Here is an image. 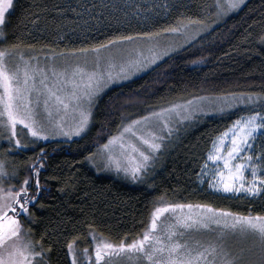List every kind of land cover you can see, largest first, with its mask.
Here are the masks:
<instances>
[{
	"label": "snow or ice",
	"instance_id": "snow-or-ice-1",
	"mask_svg": "<svg viewBox=\"0 0 264 264\" xmlns=\"http://www.w3.org/2000/svg\"><path fill=\"white\" fill-rule=\"evenodd\" d=\"M17 3L0 0V141L7 145H0V264H49L51 246L46 248L44 236L35 240L31 228H25L26 223L36 222L31 208L47 190L41 186L40 172L48 154L40 147L22 179L15 166L9 171L7 158L35 151L42 141L87 135L93 110L109 85L157 65L182 47L172 40L161 44V33L182 35L189 43L211 25L179 16L174 25L160 31L119 35L90 47L52 49L42 53L41 60V54L25 55L19 44L6 43L8 17ZM246 6V0H213L212 23ZM79 7L80 12L71 5L64 11L82 18L89 9L84 4ZM133 10L138 15L141 6L133 5ZM30 16L35 17L33 24L39 19L23 9L22 19ZM194 25L198 27L191 32ZM206 99L194 97L146 110L135 119L123 117L116 133L97 143L84 160L98 172L114 171L143 182L163 142L179 130L176 125L197 111L204 112ZM219 102L222 106L211 110L223 113L243 105L244 114L212 139L198 179L217 193L264 195V91L229 93ZM71 179L65 180L64 187L70 186ZM66 248L70 264H264V214L244 215L207 203L168 202L160 197L141 232L111 239L89 224L83 237H73Z\"/></svg>",
	"mask_w": 264,
	"mask_h": 264
},
{
	"label": "trees",
	"instance_id": "trees-1",
	"mask_svg": "<svg viewBox=\"0 0 264 264\" xmlns=\"http://www.w3.org/2000/svg\"><path fill=\"white\" fill-rule=\"evenodd\" d=\"M132 1L18 0L8 17L6 43H17L25 55L41 54V58L42 53L52 49L60 52L90 47L119 35L160 31L174 25L179 16L204 19L212 12L213 4V0H166L161 5L171 7L139 5L141 12L137 15ZM80 4L89 9L87 12L97 7L98 27L82 28L81 20L87 12L81 18L64 11L71 5L80 12ZM246 4L143 75L107 91L98 102L87 135L81 139L40 143L35 151L29 149L8 157L9 171L15 166L22 179L40 147L48 154L40 172L41 186L47 190L31 208L36 222L26 223L25 228H31L35 240L45 237V247L51 246L49 264H70L66 244L73 237L82 238L89 224L111 239L141 232L160 197L168 202L207 203L244 215L264 214V195L257 199L230 198L207 192L198 184L200 165L212 139L244 114L243 105L199 121L181 134L171 149L160 154L143 182L97 175L84 160L89 151H95L97 143H105L110 134L116 133L123 117L135 119L145 115L146 110L194 97L222 98L229 93L264 91V0H249ZM23 9L39 17L35 24L31 22L35 17L22 19ZM69 177L70 186L64 187Z\"/></svg>",
	"mask_w": 264,
	"mask_h": 264
},
{
	"label": "rangeland",
	"instance_id": "rangeland-1",
	"mask_svg": "<svg viewBox=\"0 0 264 264\" xmlns=\"http://www.w3.org/2000/svg\"><path fill=\"white\" fill-rule=\"evenodd\" d=\"M249 0H246V3L248 2ZM163 2H166V0H133L132 3L135 4V5H151L153 6L154 4H158V5H161V3ZM96 10H97V7L96 8H93V10H91L90 12H87V15L85 17H83V19L81 21H87V24L85 25L84 23L80 25H82V28L83 27H90V26H93V29L98 27L97 26V20H95V13H96ZM215 11L214 8H212V12H210L208 15H206V17L202 20H205V23L206 24H210V28L207 30V31H202L199 33V35H196L194 37V39H192L189 43H185L184 41V37L182 35H178V34H173V33H161V44H165L167 43L169 40H172V41H175L176 43L182 45V47L179 48V50L183 49L184 47L188 46L189 44L193 43L194 41H196L197 39H199L200 37L204 36L206 33H208L212 28L216 27L218 24H220L222 21H224L225 19L229 18L230 16L236 14L237 12H234V13H230L227 17H224L222 20L218 21L217 23H212V20L214 19L212 13ZM141 12V11H140ZM151 14V12H149ZM90 17H93V18H90ZM207 18H209L207 20ZM80 20V19H79ZM96 21V22H95ZM79 25V27H81ZM198 27V25H194L192 26L191 28V32H195V29ZM73 33V32H72ZM78 49V48H77ZM178 50V51H179ZM175 52L177 51H174V52H170L167 56L163 57L162 60H164L165 58L169 57L170 55L174 54ZM44 57H41L40 59L43 60ZM162 60L158 61L157 64L159 62H161ZM155 65H153L152 67L146 69V70H143L137 74H135L134 76H132L130 79H127V80H122V81H118V82H115V83H112L111 85H109L105 90L104 92L102 93V95L100 96L99 100L101 99V97L107 92L109 91L110 89H112L113 87H116V86H119V85H122L126 82H129L141 75H143L144 73H146L147 71H149L151 68H153ZM207 98L205 101H203V105H204V112H200V111H197L194 116L189 119V120H186V121H183L181 122L180 124L176 125V127L179 129L178 131H174L173 135L171 138L165 140L163 142V147L159 150V152L156 153V156H155V161L154 163L150 164L149 166V170L154 168V165L156 164L157 162V159H159V156L162 152H164V150L166 149H171L170 147L173 146V144L178 140L179 136L183 133H186L188 130H190L194 124L198 123L199 121H203L204 119L208 118V117H215V116H219V115H222L226 112H229L231 111L232 109L230 110H226L225 112L221 113L219 111H214V110H211L212 108H217V107H220L222 106L220 104V98H210V97H205ZM223 98V97H222ZM98 100V102H99ZM192 100V99H190ZM187 101V100H185ZM185 101H181V102H177V103H184ZM98 102L96 104V107L94 108L93 110V116H94V113H95V110L97 108V105H98ZM211 102H215V103H211ZM167 107V106H166ZM234 109V108H233ZM133 111H136L135 109ZM93 119V118H92ZM92 125V123H91ZM90 125V127H91ZM90 129V128H89ZM85 136V135H83ZM83 136L81 137H73L71 141H74V140H79L81 139ZM262 140H264V138H262ZM51 141H57V142H66L69 140H67L66 138L64 137H57L55 139H51L49 140L48 142H51ZM48 142H40V143H48ZM261 141H258L257 142V147L259 146V143ZM0 145H3L4 147H7L6 143L3 142V141H0ZM211 148V147H210ZM207 155V154H206ZM206 158V157H205ZM8 159V158H7ZM8 162H9V159H8ZM86 165L94 172L96 173L97 175H102V176H109V177H115V178H122V179H125L123 177V175H117L114 171L112 172H104V171H101V172H98L92 165H90L89 163L86 162ZM8 166V169H9V164L7 165ZM211 167V162H210V165ZM205 179H207V177H205ZM126 180H129L131 181L130 179H126ZM133 182V181H131ZM140 181H135L133 183H138ZM198 184H199V187L201 189H204L206 190L207 192H210V193H213V194H216V195H220V196H226V197H230V198H248V199H257L259 198L260 196L258 197H250V196H247L246 194H243V193H237V194H232V193H223L222 191L217 193L215 192L213 189H210L208 187V184L207 183H201V181L198 179ZM70 257V256H69ZM70 260H71V257H70Z\"/></svg>",
	"mask_w": 264,
	"mask_h": 264
}]
</instances>
